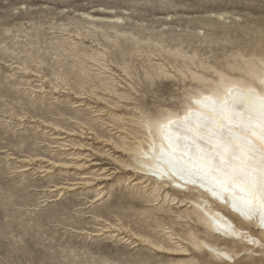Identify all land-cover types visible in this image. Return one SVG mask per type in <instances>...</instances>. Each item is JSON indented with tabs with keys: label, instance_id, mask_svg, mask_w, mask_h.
<instances>
[{
	"label": "rangeland",
	"instance_id": "obj_1",
	"mask_svg": "<svg viewBox=\"0 0 264 264\" xmlns=\"http://www.w3.org/2000/svg\"><path fill=\"white\" fill-rule=\"evenodd\" d=\"M251 54L264 58V0H0V264L210 263L126 241L129 231L158 240L169 220L162 200L153 209L128 185L141 175L116 144L182 108L199 87L186 67L215 78L200 64L230 73ZM161 64L173 78L156 76ZM110 224L127 239L104 232ZM179 227L241 250L197 218ZM235 264H264V254L241 252Z\"/></svg>",
	"mask_w": 264,
	"mask_h": 264
},
{
	"label": "snow or ice",
	"instance_id": "obj_2",
	"mask_svg": "<svg viewBox=\"0 0 264 264\" xmlns=\"http://www.w3.org/2000/svg\"><path fill=\"white\" fill-rule=\"evenodd\" d=\"M217 84L224 89L223 100L211 91L198 97L189 94L174 116L165 114L155 120L162 140L159 150L153 139L151 154L140 149L135 163L160 179H178L203 189L242 221L264 231V95L219 76ZM145 158L157 161L156 166L149 168ZM212 223L225 236L237 235L227 221L221 224L212 218ZM258 246L264 248V243ZM211 251L225 261L231 259L225 252Z\"/></svg>",
	"mask_w": 264,
	"mask_h": 264
},
{
	"label": "bare ground",
	"instance_id": "obj_3",
	"mask_svg": "<svg viewBox=\"0 0 264 264\" xmlns=\"http://www.w3.org/2000/svg\"><path fill=\"white\" fill-rule=\"evenodd\" d=\"M220 16V15H219ZM239 55V54H238ZM252 55V54H251ZM249 56V55H248ZM258 56V55H257ZM256 55H252L249 58L240 55V60H234L231 63L227 64L228 71L230 73H224L214 68L213 65H204L200 64V68L209 71H213V75L215 78H209L205 74L200 73L199 71H192L189 67L188 73L192 80L199 84L198 88L194 89L193 93H190L193 96L198 97L199 94L208 95L211 91L217 98L223 100L224 99V89L221 88L217 84V78L223 77L224 81L230 83L233 86H237L241 89L253 88L257 91V93L264 95V82H262V73H264V58L257 57ZM184 60H189L191 63H194L196 56H188L182 55L179 56ZM202 63V62H201ZM197 66V65H196ZM183 67V66H182ZM179 68V67H178ZM184 68V67H183ZM165 65H158L156 69V76L158 78H173L174 75H171L169 71L164 70ZM177 69V68H176ZM186 70V69H185ZM177 71L185 76L182 69H177ZM186 72V71H185ZM187 73V74H188ZM106 84L105 81H103ZM80 96H82L80 94ZM187 103V97L183 101V106ZM77 106H86L83 103L78 104ZM182 106V108H183ZM195 109L196 105H192ZM181 108V109H182ZM91 109V107H88ZM180 109V110H181ZM178 110V111H180ZM170 109H165L159 115L150 119H143L139 124L141 128L140 136H134V142L131 144H126L125 142L117 143L116 148H119L124 153L130 155L132 157V161L128 164H124V166L129 171H134L138 176L136 179L131 180L128 185H132V188H136L139 190L143 199L146 200L148 204H150L153 209L156 206H159L161 203H158L162 200V206L157 212L163 216H165L168 220V224L159 225L155 230V233L158 235V240L150 239L146 236H140L134 234L132 231H129L128 239L123 236L125 230L127 228L112 226L110 224L109 227L104 228V232L114 233L113 238L123 236V239H127L126 241H131L133 247L138 246L136 243L141 242L142 246L149 247L152 251L157 253H162L170 256L176 257H189L192 254H203L209 257L210 263L207 264H235L236 258L240 255L241 252L248 253H263L264 248L258 246L259 243H264V231H261L260 228L251 224L247 221H242L241 218L237 217L235 213L231 212L230 209L224 205L223 203L215 200L210 196L209 193L205 192L203 189L194 188L192 186L184 185L183 181L178 179L169 180L168 178L160 179L156 176L151 175L150 173H146L142 171L137 164L135 163L136 156L139 153L140 149H143L144 152L150 153V146L155 139L157 150L162 143L160 133L158 131L157 125L154 122L157 119L162 118L165 114H173V116L178 112ZM125 139V138H124ZM108 141V140H107ZM112 139H109L108 142H111ZM151 154V153H150ZM144 163L147 164L149 168H153L156 166L157 161L145 158ZM56 164V162H54ZM93 165L97 166L98 163H94ZM63 167H68V164H63ZM102 181L106 179H101ZM110 180V179H108ZM127 180V179H126ZM125 180V181H126ZM127 183V182H126ZM125 183V184H126ZM180 185V186H178ZM67 188V187H66ZM98 188V187H97ZM104 190L105 187H99V190ZM184 194V196L180 199L175 193ZM194 194V195H193ZM104 199V191H101L99 195H97V199L92 200V203L99 202ZM166 203L169 204L166 207ZM184 205L189 206L184 211L174 210V205ZM222 209L226 210L229 214L227 215L222 211ZM190 210V211H188ZM97 211V210H96ZM153 212V211H152ZM154 214V213H153ZM220 217H223V220H220ZM233 217L240 223L239 225L235 223ZM164 220H167V219ZM197 218L199 223H201L210 237L215 238L218 241H221L225 244H232L234 246L241 245V250L235 251L233 249H229L225 246H222L218 243H214L212 241L203 239L194 229H186L183 230L180 226L182 223L188 222V220H193ZM212 218H216L219 220L221 224L225 223V221L231 223L236 231L237 235H228L225 236L223 231H217L216 226L212 223ZM98 219V218H97ZM124 224V223H123ZM249 226H253L259 232V235L252 234L249 229ZM240 233H246V236H241ZM95 235V234H94ZM103 234H99L102 236ZM98 236V235H97ZM98 236V237H99ZM111 236V235H110ZM109 238V237H108ZM112 238V239H113ZM156 238V237H155ZM250 240L257 241L258 243H250ZM136 241V242H134ZM141 245V244H140ZM222 251L225 252L230 260H223L222 258L217 257L213 251ZM194 253H191V252ZM171 264H203L194 260L183 261L179 260L175 263Z\"/></svg>",
	"mask_w": 264,
	"mask_h": 264
}]
</instances>
